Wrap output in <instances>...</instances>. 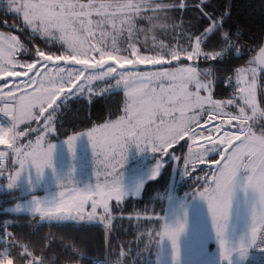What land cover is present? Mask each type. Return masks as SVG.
I'll return each instance as SVG.
<instances>
[{"label":"snow or ice","instance_id":"1","mask_svg":"<svg viewBox=\"0 0 264 264\" xmlns=\"http://www.w3.org/2000/svg\"><path fill=\"white\" fill-rule=\"evenodd\" d=\"M186 7L185 0L156 3L155 7L149 0H7L6 8H0L3 23L22 33L24 39L0 32V114L7 118V123H0V145L4 146L0 149V177L7 184L0 188L19 193L15 206L6 211L26 214L29 221L38 217V223L59 222L84 220L85 205H89L88 221L111 224L113 211H121L127 196L138 194L147 181L157 179L164 161L156 160L133 186L118 177L109 180L116 166L111 164L109 171L106 164L103 181L97 172L95 184L89 180L70 188L76 183L78 146H84L87 138L96 155L95 134L103 130L106 159L115 160L131 144L138 149L143 144L142 151L150 148L153 153L182 160L183 175L191 176L197 165L209 163L213 153L219 156L211 159L217 167L210 177H203L202 191L197 190L211 216L207 238L214 232L219 245L217 264H243L251 249L264 254V110L257 99L258 90L264 98V46H259L247 66L235 68L232 76L224 78L232 94L216 100L212 94L216 65L201 69L195 62L202 58L222 63L229 58L235 43L232 36L239 33L225 29L227 11L216 17L206 10V0H198L195 7L208 20L203 31L186 36L182 32L174 45L161 41L151 49L145 46L143 51L151 54H142L138 47L142 29L137 25L151 22L150 13ZM7 17L18 21L19 27L15 22L9 24ZM234 51L237 58L244 54L240 49ZM173 61L179 63L173 65ZM139 65L153 68L141 70ZM93 81H104L110 87L97 92ZM121 85L126 97L122 115L99 129L65 133L62 144L50 141L58 134L59 114L68 100L87 95L91 103L94 96L112 94ZM177 145L186 146L187 155L170 152ZM48 182L65 189L59 198L38 194ZM201 213L199 205L193 206L194 215ZM188 218L187 203L170 196L168 212L155 217L157 222L163 221L154 234L160 238L155 264H183L181 237ZM5 237L0 264H59L57 257L46 254L51 242L38 251L33 244L16 241L12 232L0 229V239ZM126 247L112 254L114 260L106 251L97 264H127ZM70 249L69 260L80 258L72 245L64 246L63 251L69 253ZM234 254L238 259L234 260Z\"/></svg>","mask_w":264,"mask_h":264},{"label":"trees","instance_id":"2","mask_svg":"<svg viewBox=\"0 0 264 264\" xmlns=\"http://www.w3.org/2000/svg\"><path fill=\"white\" fill-rule=\"evenodd\" d=\"M156 1L166 4L178 2V0ZM206 2L208 4L206 10L216 17L227 11L229 15L224 20L225 29L231 33H239L238 36H232L235 41L233 50L229 53V58L222 63L205 61L202 58L196 61L201 69L208 68L211 64L216 65L214 71L217 79L213 84V96L216 100H225L231 96L232 88L225 85L224 78L228 74H233L235 68L247 66L248 60L255 55V51L248 50L259 49L264 38V0H206ZM185 3L187 7L184 9L158 13L154 19L155 24L151 25L152 33L157 39L174 45L182 32L185 36L199 33L208 25V20L195 7L198 0H185ZM6 5L7 0H0V8H6ZM4 20L5 17L0 15V31L18 35L23 40L24 35L5 27ZM7 21L9 24L17 23L19 27V22L14 21L12 17H7ZM149 38L150 35L147 34V41L150 40ZM146 44L150 45L149 42ZM141 49L144 52L143 45ZM235 49H240L244 54L237 58ZM260 99L264 110V98L260 97ZM124 101L125 96L122 90H113L112 94L107 92L103 96L96 95L91 103L85 97L68 100L59 114L58 134L53 135L51 139L62 140L67 138L65 133H79L95 125L115 120L122 115ZM183 144L184 142H181V145ZM170 152L181 156L185 152V146L177 145ZM169 157L165 156L167 162L157 179L147 181L140 195L126 197L120 205L121 211H113V220L107 228L99 223L44 221L38 223V217L29 221L26 214L6 211L8 206L17 202L16 196L19 193L0 191V229L12 232L16 241L33 244L38 251L51 242L50 247L45 250L46 254L49 257H57L59 264H90L92 259L102 257L106 251L109 252L110 259L114 260L115 256L112 254L125 245L127 246L125 249L127 264H133L134 260L137 264H155L158 237L154 234L159 232L162 225V220L157 222L155 217H162L165 213L166 195L174 168V160ZM182 163V160L177 161L178 169ZM201 185V180L190 181L189 179L177 185L176 193L177 195H182L185 191L192 193ZM38 194L41 195L43 192L38 191ZM148 217L153 219L149 220ZM6 221H8V227L4 228ZM149 233L153 236L150 237ZM7 239L6 237L5 242L0 241V245H4ZM67 245H72L80 258L69 260L67 257L71 254V249L69 253L63 251L64 246Z\"/></svg>","mask_w":264,"mask_h":264},{"label":"rangeland","instance_id":"3","mask_svg":"<svg viewBox=\"0 0 264 264\" xmlns=\"http://www.w3.org/2000/svg\"><path fill=\"white\" fill-rule=\"evenodd\" d=\"M82 2H84V0H82ZM97 2H100V0H97ZM104 2H108V1H104ZM149 2L151 3L152 7H155L156 3H164L162 1H156V0H154V2H152V0H149ZM150 15H152L155 19L158 13L154 12V13H150ZM154 19L151 22L137 25V28L142 29V31L139 32V36H138V41H139L138 47L141 48V45H143V48L147 46L148 48L151 49L154 43L159 44L161 42V40L157 39L156 36L152 33L153 27H151V25L155 24ZM147 34L150 35L149 41H147ZM146 42L147 43L149 42L150 45L146 44ZM163 43L165 45L168 44L165 41ZM109 44H110V40H109ZM142 54H151V53L142 52ZM172 63L177 65L179 62L173 61ZM187 63H194V62L188 61ZM138 67L141 70H150L153 68V66L151 65H139ZM253 67H255V65H253ZM92 84L95 87L97 92L103 91L104 89L110 87V85L106 84L104 81H93ZM111 84L114 85L115 81H112ZM119 90H122L124 92L123 85L120 86ZM212 94H213V88H212ZM202 95H207V93H202ZM260 97L261 95L258 90L257 99H258V102L260 103L261 109L263 110L261 106ZM85 98H87V95H85ZM0 118L1 119L5 118L4 119L6 121L5 123H7V118L4 117L2 114H0ZM103 124H100V125H103ZM100 125H95L82 132H88L90 129H93V128L99 129ZM33 127H35V125H33ZM34 138L35 137L33 136V139ZM49 139L52 143L62 144V142L66 140L67 138L58 140V141L52 140L51 137ZM95 139L97 142V154L96 155L93 154L92 142L87 141V138H85L84 146L82 147L78 146L77 161H76L77 163L76 183L69 185L70 188L71 187L79 188L81 186V182L86 184L89 182V180H91V182L95 184L97 182V177H96L97 172L101 173L100 180L103 181L104 180L103 172L105 171L106 164L109 165V168H108L109 171H111V167H110L111 164H115L116 166V171L113 173V176L108 177L109 180H112L118 177L125 185L132 182L130 186H133L136 183L138 178H142L150 168L154 167L156 160L163 159L164 165L167 162L163 154L153 153L150 148H148L147 151H142L141 149L144 147L143 144H141V149H138L135 144H131L126 149L123 150V155H120L118 152L115 160H112L110 156H108V158L106 159V153L102 150V145H104L105 140H106V133L103 130H98L97 133L95 134ZM3 147L4 146L0 145V149H2ZM183 155H187L186 146H185V152ZM169 158L171 159V157ZM212 158L219 159V156L213 153L212 157L209 158V163L197 165L196 171L192 173L191 176L183 175L184 164L182 163L178 169L177 161L174 160V168H173L171 184H170L169 191L166 195L167 208L165 207L164 215L169 210V197L170 196L173 198L174 201L184 200L188 205V210H189L188 227L184 235L181 237V257L180 258L183 264H217V261L221 259L219 255V252H220L219 245L215 240L214 232L212 233V237L210 240L207 238L208 233L211 231V216L208 213L207 202L201 200L197 192L198 189L202 191V187L196 188L195 190L192 191V193H189L188 191H185V193L182 195H177L176 193L177 185L180 184L181 182L189 181V179L190 181H195L196 178L199 177L200 178L199 181L201 180L202 185H204L203 177H205L206 175L210 177L211 173L214 172L217 167L216 164L211 163ZM69 160H70V157H69ZM0 184H3L6 186L7 180L3 177H0ZM0 191H7V189L6 187H3L0 189ZM38 191L43 192V194L40 195L42 197L56 195L57 198H59V193L61 191H65V189L62 187H57L56 184L53 182H48L44 184ZM188 194L189 195L191 194L192 198H189ZM135 195L136 193L130 196H135ZM195 205H199L202 209V213L199 216H196L193 214V206ZM14 206H15V203L11 206H8L6 209L14 207ZM88 208L89 209H86V212L84 213L85 214L84 220L66 219V221L64 220V222L102 224V222H100L99 219H94L92 221L87 220V212L91 211L90 206H88ZM99 211H102V209H100ZM44 222H48V221L45 220ZM52 222H57V221L53 220ZM59 222H62V221H59ZM107 225L109 224L107 223ZM160 230H161V227H160ZM159 239L160 238L158 237L156 254L159 249V243H158ZM0 241L5 242L6 237L4 239H0ZM164 243L170 249V242L167 241V239H165ZM233 258L234 260L238 259V257L235 254ZM165 259L168 261H171L172 257L166 256ZM155 261H156V258H155Z\"/></svg>","mask_w":264,"mask_h":264},{"label":"built area","instance_id":"4","mask_svg":"<svg viewBox=\"0 0 264 264\" xmlns=\"http://www.w3.org/2000/svg\"><path fill=\"white\" fill-rule=\"evenodd\" d=\"M255 53L258 49L253 48ZM233 74H228L226 76H232ZM102 226L107 228L108 225L106 222L102 223ZM104 255V254H103ZM100 258H103L100 257ZM65 264H77V263H65ZM90 264H97V258L91 260ZM243 264H264V254L260 253L259 249H251L249 250L248 260L243 262Z\"/></svg>","mask_w":264,"mask_h":264},{"label":"crops","instance_id":"5","mask_svg":"<svg viewBox=\"0 0 264 264\" xmlns=\"http://www.w3.org/2000/svg\"><path fill=\"white\" fill-rule=\"evenodd\" d=\"M4 119H5V118H2V119L0 118V123H5L6 121H5ZM133 183H134V182H133ZM131 184H132V182H130V183L126 184V185H127V186L129 185V186H130ZM0 189H1V188H0ZM7 191H8V190H7ZM140 192H141V190H140ZM140 192H139L138 194H136L135 196L140 195ZM188 195H189V194H188ZM188 197H189V198H192V195L190 194ZM167 203H168V202H167ZM88 206H89V205H85V208H86V209H89ZM166 208H167V204H166ZM73 215H75V214L73 213ZM84 216H85V214H84ZM65 221H66V220H65ZM62 222H64V220H63Z\"/></svg>","mask_w":264,"mask_h":264},{"label":"water","instance_id":"6","mask_svg":"<svg viewBox=\"0 0 264 264\" xmlns=\"http://www.w3.org/2000/svg\"><path fill=\"white\" fill-rule=\"evenodd\" d=\"M260 46H264V38H263L262 43H261ZM258 51H259V49H258L257 52L255 53V55L258 53ZM255 55H254V56H255Z\"/></svg>","mask_w":264,"mask_h":264}]
</instances>
